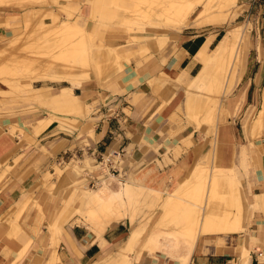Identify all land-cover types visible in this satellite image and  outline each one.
Listing matches in <instances>:
<instances>
[{
    "label": "rangeland",
    "instance_id": "374dc122",
    "mask_svg": "<svg viewBox=\"0 0 264 264\" xmlns=\"http://www.w3.org/2000/svg\"><path fill=\"white\" fill-rule=\"evenodd\" d=\"M160 1L93 0L95 6L93 9L95 8L98 12L93 11V9L91 12L85 10L87 0L5 1V5H0V23L7 20L8 25L3 26L0 24V53L2 54V50L5 48L6 53L3 52L7 59H5L6 63L0 62V80L6 84L15 80V86L12 88L16 93H28L25 92V87H28V85L21 86L20 84L26 82L33 86L37 82L33 81L31 76L47 65L51 58L56 56L60 60L65 48L75 45L79 49L82 46L88 48V59L91 67H93L92 72H78L83 77L84 82L95 80L94 66L97 63L95 57L98 54L95 55L93 52L98 48L99 51L105 52V58L103 56V59L99 58L101 59L99 65L102 71L100 70L99 74L101 81L97 82L100 85L123 80L122 78L126 75L125 66L132 68L137 73L131 79L132 84H137L140 80V69L148 68L151 63L165 64L169 60V56L178 57V35L183 31V28H179L183 25L174 27L170 20L162 16L161 8H159ZM196 9L189 25L193 27L186 29L209 28L220 32L222 36L230 29L242 30L244 39L249 41V45L246 46L244 61L247 57L250 65L248 70L245 71V69L244 72L238 67V79L234 81L227 92H223L222 89L218 91L219 88L215 84L207 88L203 94H200V104L191 113H186L185 107L182 108L186 93L182 88H178L172 83L175 77L177 79L176 74L160 71L157 74L158 76L153 77L158 82L165 78L169 79L163 86L175 91L178 95H183L180 96V102L173 108L174 110L170 112L165 121L167 138H176L178 133L181 135L182 130L189 127L193 132L187 138H181L179 144H182L185 148L198 145L199 149L203 151L190 170L179 179L168 176L163 171V163L168 161L167 153H169L170 147H167L165 153H163V161H156L157 168L149 167L146 162L142 165L135 164L133 161L127 160L126 156H123L125 173L122 177L124 179L136 180L145 185L149 184L158 191L163 190L160 199L153 197V195L156 197L158 194L154 189L146 190V196H143L145 198L144 202L140 203V208L138 207L139 209L135 214L136 230L140 234L139 241L133 246L129 255L132 259L146 237L155 230L161 232L163 236H160L161 242H174L175 237L187 228L185 227L187 224L182 223L177 215L179 213V202L183 199L193 200L187 193V187H196L194 189L199 190L202 194L201 198L204 200L207 195L210 169L214 171L210 174H218L231 168L238 182L241 205L239 220L244 230L232 235L228 241L223 242L224 245H222L223 240L217 239L218 236H201L198 239V244L201 246L205 243L207 246L213 247L230 245V250L234 252L233 259L231 258L235 262L233 264L239 263L241 249L246 247L250 253L249 260L253 257L256 259V263L264 264V185L263 180H259L257 176L258 172L262 173L264 171L263 72L262 81L246 93L251 78L253 79L256 76L257 79L258 77V74H256L257 65L255 64L256 55L264 66V0H201ZM214 17L219 18L218 24H208V21ZM73 22L79 23L83 27L77 33L72 32L71 27L68 26ZM149 37H155V42L150 44ZM22 57L24 59L29 57L34 60L35 63L30 65L29 70L21 67V71L19 66L16 67L21 63ZM241 59L237 62L238 66L242 62ZM36 67L39 70H36ZM33 69L34 71H32ZM149 84L152 83L149 82ZM152 85L160 86L156 82ZM218 95L220 100H218ZM164 104L165 102H162V105ZM260 116L261 119H259ZM151 121L155 122L154 117L151 118ZM218 133L222 135L218 136ZM164 145L165 143L162 142L159 146L149 144L146 146L159 153L160 147ZM180 150L178 146H175L173 151L175 158L180 154ZM229 153L232 154L229 163L219 160L218 154L222 159L223 156L221 155L225 156L226 154L227 156ZM87 159L93 160V162L96 161L87 153L74 155L72 158L55 161L50 169H46L45 172L37 175L39 178L37 190L42 192L45 198L27 194L19 207L20 212L26 213L24 224L27 222L32 223V228L26 231L29 235L34 237H38L39 234L43 235L41 227L45 222L47 231L52 237L59 235L64 224L83 225L81 218L73 211L79 197L82 195L80 186L75 183L77 180L85 178L81 181L82 184H87L92 190L101 182L98 178L99 172H91L86 168L85 161ZM213 160L216 162H213ZM75 163L85 168V173H88L87 176L83 173L78 175L74 173L72 165ZM158 168L161 170L160 175L156 172ZM193 172H195V177L192 176ZM109 175H106V177L111 188L116 189L118 184ZM90 176L94 178L92 183L90 182ZM158 176L160 180L154 182ZM147 178H150L149 181H145ZM218 188V193H216L218 195L215 194L214 200L220 203V199L223 200L224 198L226 200L230 196L231 190L227 192L229 188L223 186V189H221V186ZM220 190L224 191L221 192ZM75 191H78V193ZM170 191L174 193L175 197L170 198L172 203L165 204L164 200H168L167 193ZM162 204L164 208H162ZM223 207L222 210H224ZM231 209L235 213L237 212L235 208L231 207ZM61 210L63 214L59 215ZM32 211H35L34 216H31ZM69 211H72L73 214L66 220L65 216ZM17 217L16 215L15 220L11 223L15 228L20 229V226H17ZM159 219L162 221L161 224H158ZM124 225L125 231H128V225ZM15 231L17 233L18 230ZM255 235L259 240L253 238ZM26 238L25 249L32 242V238H29V236H26ZM53 243L56 245L58 241L54 240ZM121 245L122 243L118 248ZM209 248L211 249V247H206L207 250ZM155 253L158 254L157 258L152 257L147 252L142 253V256H140L141 262L143 264H151L152 262L177 264L170 258L161 255L160 252ZM259 253H262V256H259ZM54 255L57 256L55 250H53L52 256L54 257ZM112 255L113 253L109 258H105L104 264H113L110 261ZM53 257L52 261L55 260ZM191 261L193 264H197L193 256ZM133 264L135 263L133 262Z\"/></svg>",
    "mask_w": 264,
    "mask_h": 264
},
{
    "label": "crops",
    "instance_id": "0c3cea01",
    "mask_svg": "<svg viewBox=\"0 0 264 264\" xmlns=\"http://www.w3.org/2000/svg\"><path fill=\"white\" fill-rule=\"evenodd\" d=\"M93 11L97 10L94 8ZM189 27L193 26L179 28H183V31L178 35V57L169 56L165 64L151 63L148 68L140 69L137 84L131 82L137 73L128 66H125L126 75L123 80L116 83L100 85L97 81H101V77L97 69H94L95 80L85 81L81 86H72L66 80L50 79H35L33 81L37 83L33 86L21 83V86L28 85L25 92L29 94L16 93L12 88L15 80L9 84L0 80V264H91L100 258H109L123 242L122 237L127 232L123 223L109 226L102 235V241L96 239L86 226L79 224H64L57 237L48 233L46 222L41 227L43 235L34 237L26 232L32 228V223L24 224L26 213L19 211L20 204L27 194L45 198L37 190V175L50 169L62 155L64 158H72L74 155L87 153L96 160L106 152L123 151L127 160L138 165L146 162L149 167L157 168L156 161L162 162L163 153L170 147L168 161L163 163V171L175 179L184 176L195 164L203 150L198 145L185 148L179 144L181 138L193 132L192 129L188 127L182 130L181 135L178 133L176 138H167V126H164L167 116L180 102L182 94L178 95L163 86L169 79L158 82L153 78L160 71L176 74L179 79L175 77L172 83L185 92L190 79L202 66L195 59L197 52L208 40L209 49L218 45L220 40V32L214 29H186ZM155 39L149 37L148 41L152 44ZM98 51L97 48L93 54H98ZM96 59L97 57L95 61ZM245 61L241 68L243 72L250 65L247 57ZM255 64L258 80L256 76L251 78L246 93L262 81L264 66L257 55ZM148 80L160 86H153ZM162 102L165 104L162 105ZM182 108L184 109V104ZM153 117L155 122H150ZM162 142L165 145L160 147L159 153L146 146H159ZM175 146L181 149L177 158L173 154ZM231 155H221V160L229 163ZM156 172L161 174L159 168ZM257 176L259 180H263L264 185V171L258 172ZM158 180L159 176L154 182ZM62 214L61 210L59 215ZM16 215L20 229L11 223ZM34 215L35 211H32L31 216ZM15 230L21 232L15 233ZM234 234L220 235L217 239L223 240L224 245L223 242ZM26 236L32 238L27 249L24 247ZM253 238L259 240L256 235ZM54 240L58 241L56 245ZM103 241L106 243L104 248ZM205 245H201L202 248L192 255L197 264L235 263L231 260L234 252L230 250V245ZM206 247L211 249L207 250ZM53 250L59 259L57 261H52ZM138 262L135 264H143L141 258ZM249 262L248 264H259L253 257ZM237 264H241L240 260Z\"/></svg>",
    "mask_w": 264,
    "mask_h": 264
},
{
    "label": "bare ground",
    "instance_id": "6f19581e",
    "mask_svg": "<svg viewBox=\"0 0 264 264\" xmlns=\"http://www.w3.org/2000/svg\"><path fill=\"white\" fill-rule=\"evenodd\" d=\"M5 1L8 0H0V5L4 4ZM200 3L201 0H161L159 2V8H161L160 11L163 14L162 16H165L167 20H170V23H172L174 27H180L181 25L189 26L191 24V17L195 10H197L196 6ZM93 7H95L93 0H87L84 7L85 10L91 12ZM218 20L219 18L214 17L208 21V24L217 25ZM0 24H2L3 26L6 24L8 25L7 20H4V22ZM68 26L71 27L72 32L74 33L79 32L80 29L83 28L79 23L74 22L73 24H69ZM244 38V32L242 30L230 29L221 37V39L217 43L218 45H216L214 49H209L208 47L210 44V40H208L204 44V46L200 48L195 56V59L199 60L202 66L196 73V75H193L185 88L186 94L184 107L186 109V113L195 111V108L198 104H200L199 102H201L200 94H203L205 90L212 84L217 85V88H219L218 91L222 89L223 92H227L234 81L238 79V67L240 68V70L241 68H243V64L245 62L244 55L246 53V46L249 45V41H246ZM3 51L6 53L5 48L2 50V54L0 53L2 55V57L0 56V62L6 63L5 59L7 58H5L6 55ZM259 51L261 52L260 49ZM88 54V48L83 46L80 49L75 45L65 48V51L63 52V54H61L62 56L60 57V60L55 56L50 59V62L48 61L47 65L42 68L39 67L40 70L36 67V70L39 71L31 76V79H50L58 81L66 80L69 81L72 86H81L84 81L83 77H81L80 73L78 72L93 71V67H91V63L88 59ZM102 56L105 58V52L99 51L97 56V63L96 66H94V69H97L99 74L100 70L102 71L99 65L101 59L99 58H102ZM240 58H242V62H240L238 66L237 62L240 60ZM22 60L24 61L22 62ZM20 62L21 63H19V65L15 63V65H17L16 67L19 66L20 70L22 68L29 70L30 65H32V63H35L34 60H31L29 57L28 59H24V57H22ZM32 71H34V69ZM262 99L264 103V85L262 88ZM218 100H220V98ZM259 119H261V116L259 117ZM220 134L218 133V136ZM218 158L219 160H221L219 154ZM216 161L213 160V162ZM85 164L86 168L89 171L100 173L98 175V178L101 180V182L98 183L97 187L92 190L87 186V184H82L81 181L85 180V178H83L82 180H77L75 183L80 186L82 195L79 197L76 203V207L73 211H75L76 214L81 218L82 224L90 230L91 234H93L96 239H101V241L103 233L109 226L117 223H124L128 225V231L126 232L123 240H121L123 241L121 242L122 245L114 251L110 259L111 262H119V264H133V262L139 263L138 261L140 260V256L142 255V253L147 252L149 255H152V257L155 256L157 258L158 254L155 252H160L161 255L170 258L177 264H193L191 261L193 253L199 251L202 248L200 244H198V239L201 236L217 237L220 235L234 234L240 232V230H244V227L239 220L241 205L239 200L240 195L237 184L238 182L234 177L232 169L229 168V170H227L226 172L224 171L223 173L220 172L218 174H210L211 172H214L212 169H210L208 173L209 181L207 182V195L205 199L203 200L201 198L202 194H200L199 190L197 191L194 189L196 187L192 188L193 186H188L187 193H189V196L192 197L193 200L183 199L178 203V218L182 223L187 224V226H185L187 228L182 231L179 236L175 237L174 242H161V232L159 230L153 231L143 241L140 249L137 250L136 255L132 258V261L129 253L133 249V246L138 243L140 237V234L136 230L137 225H135V214L140 208V203L144 202L146 190L154 189V187H151L149 184L145 185L136 180L124 179L122 177V173L118 176H113L109 173L107 167H100L97 161L93 162V160L90 161L87 159L85 161ZM72 169L77 175L83 173L87 176L88 174L85 173L84 167L82 168L76 163L72 165ZM90 175L92 174L90 173ZM106 175H109V177L113 181L117 182L118 186L116 189L111 188ZM193 175L195 177V172H193L192 176ZM152 186L154 185L152 184ZM220 186L221 189H223L222 186L224 188L228 187L229 189H226L227 192L231 190V194L227 199L224 196L226 200H224V198V201L220 199L221 201H223H220L221 204L219 203V201L214 200L215 194L218 193L217 189H219L218 187ZM154 190L155 192H158V194L156 195V197L153 195V197L155 199H160L163 190ZM224 190L220 191L222 192ZM167 195L168 200H164V203L170 204L172 203V200L170 198L175 196L171 191L168 192ZM222 207L224 208V210H222ZM231 207L235 208L237 212L235 213L234 210L231 209ZM162 208H164L163 204ZM72 214L73 212L69 211V213L65 216L66 220L70 218ZM159 223H162L160 219L158 220V224ZM102 245L104 248L106 245L105 241L102 242ZM249 254V250L246 247H243L240 257L241 264L250 263ZM53 259H56V261L59 260L56 255H54ZM104 262L105 259L100 258L99 260L94 261L91 264H104Z\"/></svg>",
    "mask_w": 264,
    "mask_h": 264
},
{
    "label": "built area",
    "instance_id": "2783aa9c",
    "mask_svg": "<svg viewBox=\"0 0 264 264\" xmlns=\"http://www.w3.org/2000/svg\"><path fill=\"white\" fill-rule=\"evenodd\" d=\"M123 151H109L100 155V158L96 159L100 167H107L108 171L112 175L124 174V165H123ZM65 156H61L59 161L63 160ZM90 182H94V178L91 177Z\"/></svg>",
    "mask_w": 264,
    "mask_h": 264
},
{
    "label": "trees",
    "instance_id": "16d2710c",
    "mask_svg": "<svg viewBox=\"0 0 264 264\" xmlns=\"http://www.w3.org/2000/svg\"><path fill=\"white\" fill-rule=\"evenodd\" d=\"M219 37H220V38L222 37L221 33L218 35V38H219Z\"/></svg>",
    "mask_w": 264,
    "mask_h": 264
}]
</instances>
